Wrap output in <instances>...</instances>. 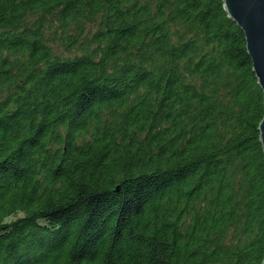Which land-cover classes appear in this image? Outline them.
Returning a JSON list of instances; mask_svg holds the SVG:
<instances>
[{
    "label": "trees",
    "instance_id": "trees-1",
    "mask_svg": "<svg viewBox=\"0 0 264 264\" xmlns=\"http://www.w3.org/2000/svg\"><path fill=\"white\" fill-rule=\"evenodd\" d=\"M263 116L223 0H0V264H262Z\"/></svg>",
    "mask_w": 264,
    "mask_h": 264
},
{
    "label": "water",
    "instance_id": "water-1",
    "mask_svg": "<svg viewBox=\"0 0 264 264\" xmlns=\"http://www.w3.org/2000/svg\"><path fill=\"white\" fill-rule=\"evenodd\" d=\"M229 16L245 33L253 70L264 94V0H223ZM264 151V116L259 125ZM264 264V259L262 261Z\"/></svg>",
    "mask_w": 264,
    "mask_h": 264
}]
</instances>
